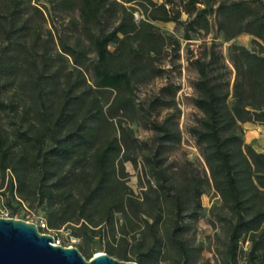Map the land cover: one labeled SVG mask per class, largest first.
<instances>
[{
  "label": "rangeland",
  "instance_id": "374dc122",
  "mask_svg": "<svg viewBox=\"0 0 264 264\" xmlns=\"http://www.w3.org/2000/svg\"><path fill=\"white\" fill-rule=\"evenodd\" d=\"M16 1L19 3L18 8L4 10L3 14L6 18L11 12L16 14L15 33L25 26V22L27 28L24 27L20 33H16L15 37L11 38L12 41L22 37L29 44L38 40L39 45L35 49L18 53L14 51V46H10V40L0 36V50L10 46L9 55L14 56L16 60L15 66H10L8 79L4 83V99L13 108L7 111L0 109V129L9 143L18 137L16 129L21 124L34 130L42 127L41 100L45 101L44 109L50 120H56L65 101L64 94L70 80L80 88L73 94L76 104L72 106L75 107L74 117L68 125L69 129L80 124L93 97L101 100L107 109L110 105L105 103L108 100L113 102L117 95L114 91L103 97L96 91L92 63L97 55L93 44L83 32L79 11L61 5V0ZM190 1L153 0L157 6L166 4L170 14L178 16L183 22L196 18L197 12H187L188 9H193L188 6ZM202 1L215 4V0ZM5 2L12 5L13 0H0V6H4ZM123 4L129 12L134 13L136 21L141 20L143 16L139 11L140 6L125 4L123 0H111L108 11L101 17L94 32L111 31L116 27L122 17ZM204 7L203 4L196 6L197 9ZM152 10L151 8L150 11ZM216 19V13L208 14L206 22L201 21L196 25L197 32H191V40L184 37L185 26L160 19L151 22L157 26L164 41L147 57V66L137 70L133 102L126 110L117 111L109 117L122 146L121 152L112 156V167L116 174L109 187L116 194L115 199L124 194L131 199L132 205L124 211L115 212L112 225L108 224L102 235L95 239L78 237L80 232L76 230L75 223L53 228L49 218L50 201L46 200L37 212H32V206L37 202L32 192L33 185L38 181V174L25 173L22 166H17V171L13 169L5 172L1 160L0 217L11 218L16 210L19 214L15 215L14 219L33 223L45 219L49 223L51 233L61 238L64 246L78 247L86 259L90 258V255L108 253L110 246L122 250L124 240H127V255L131 260L128 262L135 261L139 264H179V249L173 242L178 222L176 237L186 244L190 258L188 264H263L261 257L257 258L259 254L253 251L255 244L260 240V234L253 231H240L237 259L230 256V237L234 232L237 213L233 201L221 192L225 185L224 173H217L212 169L194 132L195 129H203L202 123L205 119L204 111H201L195 102L200 97L196 89L200 79L197 61L206 62L211 66L216 57H221L223 63L232 70V79L235 73L230 63V44L222 42ZM61 35H64L71 45H79L87 50L90 59L86 67H75L73 59L62 51ZM253 38L245 33L234 41L250 47ZM111 51L115 52V46L111 47ZM220 74L217 70L212 76L216 79ZM231 103L232 99L229 100L230 105ZM119 121L127 129L123 141L118 128ZM152 123L169 126L174 139L159 141L162 133L156 132L151 127ZM255 125H242V130L237 131L236 139L228 146L233 159L238 160L240 152H245L244 145L248 144L256 152L264 153V127ZM113 138L112 130L111 137H104L101 141L96 140L92 145L82 147L70 160L61 161L60 172L73 170L84 179L90 177L95 170L96 161L92 157L101 154ZM83 155L89 159L85 161L81 158ZM156 160L159 162L158 170L162 171L166 178L163 185L169 190L162 185ZM242 175L244 180L241 179L239 183L245 201H248V206L256 209L261 206L264 195H259L253 188L250 177ZM11 177L15 182L14 201L8 199L10 193L7 188ZM52 183L54 182H50V185H53ZM74 186L76 185H69L74 189L73 196L62 201L59 196L57 198L59 192L55 188L51 190L52 203H56L55 210L59 211L58 214L62 217L73 220L78 218L79 205L83 199V192ZM22 194L27 200L22 198ZM177 200L182 207L181 217L176 215ZM102 211V208L98 209L93 217L101 219ZM113 257L124 260L120 256Z\"/></svg>",
  "mask_w": 264,
  "mask_h": 264
},
{
  "label": "trees",
  "instance_id": "16d2710c",
  "mask_svg": "<svg viewBox=\"0 0 264 264\" xmlns=\"http://www.w3.org/2000/svg\"><path fill=\"white\" fill-rule=\"evenodd\" d=\"M111 0H61V5L70 6L80 13L83 32L94 46L96 60L92 63V70L95 77L96 91L104 97L107 93L117 92L114 101L108 100L105 105H110L105 109L97 97H93L90 107L85 111L79 125L76 128H68L73 120L74 114L72 107L76 104L74 92L79 89V85L67 83L62 104L58 116L54 122L46 113L45 101L41 103L42 127L34 130L31 127H24L21 124L17 129L18 137L11 143L0 129V160L3 162L5 172L16 170L17 166H22L25 173L36 172L38 181L33 185V192L36 205L32 206V212H37L44 205L46 200L50 201L49 218L53 228H59L66 223H75L76 230L80 233L78 237L95 239L102 235L104 228L108 224L112 225L115 212L124 211L132 205L131 199L124 194L115 199L113 191L110 190L109 183L115 177L112 167V156L121 152V143L118 140L115 127L109 122L110 115L115 112L126 110L133 102L132 96L135 92V77L137 70L147 66L148 58L161 42L164 41L162 34L157 26L151 22L160 19L164 22H175L180 26H185L184 37L191 40V32H197L196 25L207 19L208 14H215L218 22V34L223 43L230 44V63L235 70L232 79V70L229 69L222 58L216 57L211 66L206 62L197 61L200 79L196 84L199 98L195 101L196 106L205 113L202 123L203 129H195L199 144L204 149L208 162L215 172L222 171L225 181L221 192L230 198L234 203L237 213V220L234 232L230 237L229 254L235 260L238 248V240L241 230L257 232L260 240L255 244L253 251L257 252L264 264V197L261 206L253 209L248 206L241 191L239 181L244 180L242 174L251 178L253 188L259 195H264V153H258L251 145H244L245 152L241 151L238 160L233 159L228 146L237 137V131L242 130V125L255 123L264 125V0H215L211 5L202 0H191L188 6L189 14L196 13L193 21H181L176 15H171L166 8V4L157 6L153 0H123L126 4H136L140 6L141 20L136 21L133 12H129L123 4L122 17L116 27L111 31L94 32V28L101 21V17L108 11ZM198 4L205 5L204 8L197 9ZM18 1L13 0L12 5L5 2L0 6V36L7 41L10 46H14V51L23 53L26 49L38 47V40H33L31 44L22 37L14 38L15 34L20 33L15 28L17 22L15 13L6 18L3 11L15 10L18 8ZM151 8L153 9L152 11ZM252 35V45L237 44L234 40L242 34ZM62 51L73 59L75 67L84 68L90 59L85 48L79 45L73 46L64 35L60 36ZM31 45V46H30ZM0 50V109L12 110V105L5 101L6 80L10 66H15V57L9 55L11 47ZM115 46V52L111 47ZM115 53H120L116 55ZM215 66V67H214ZM214 68V69H213ZM219 70L221 73L216 79L212 73ZM42 75L39 77L41 80ZM106 98V97H105ZM232 99L231 105L229 100ZM156 132L162 133L160 140H173L174 135L169 126L161 123H152L151 126ZM122 141L127 134V129L119 121ZM113 130V141L108 142L101 154L92 157L95 159V170L89 177L82 178L74 173L73 170L60 172L61 161L70 160L73 154L80 152L82 147L92 145L96 140H103L104 137H111ZM115 133V134H114ZM205 144L207 146H205ZM158 154V152H157ZM156 154V155H157ZM85 161L87 158L83 155ZM80 160V158H79ZM10 162V163H6ZM6 163V164H5ZM157 171L159 162L155 161ZM246 168V171L244 169ZM245 172V173H244ZM162 185L165 175L159 171ZM77 177V178H76ZM83 179V180H82ZM253 180V181H252ZM50 182L53 185H50ZM14 178L11 177L8 184L9 201H14ZM83 192V199L79 205V215L77 219L64 218L59 211L55 210L56 203H52V188L59 193V200L70 198L74 194L73 185ZM168 190L166 185H163ZM22 198L27 200L22 194ZM102 208V218L95 219L93 216ZM180 201H176V215L182 216ZM18 211L12 214L11 218L18 215ZM179 223L177 222V230ZM49 227V223H48ZM50 229V227H49ZM103 230V231H102ZM43 233L42 230H40ZM176 232L173 235V242L179 249V264H188L190 261L186 244L177 239ZM103 237V236H102ZM123 249L116 250L110 246L108 253L110 256L128 259V242L124 240ZM81 251V250H80ZM83 254V253H82ZM92 255H90V258ZM88 258V259H90ZM256 258V256H255Z\"/></svg>",
  "mask_w": 264,
  "mask_h": 264
},
{
  "label": "water",
  "instance_id": "95a60500",
  "mask_svg": "<svg viewBox=\"0 0 264 264\" xmlns=\"http://www.w3.org/2000/svg\"><path fill=\"white\" fill-rule=\"evenodd\" d=\"M55 237L23 219L0 217V264H139L99 253L89 260L78 247L56 246Z\"/></svg>",
  "mask_w": 264,
  "mask_h": 264
},
{
  "label": "built area",
  "instance_id": "2783aa9c",
  "mask_svg": "<svg viewBox=\"0 0 264 264\" xmlns=\"http://www.w3.org/2000/svg\"><path fill=\"white\" fill-rule=\"evenodd\" d=\"M36 224L38 225L39 231L42 230L45 233L52 234L51 230L48 227V222L45 219H40ZM53 236L55 237V244L54 245H56V246H60V245L64 246L62 241H61V238H59L58 236H55V235H53ZM67 247H72V246H67Z\"/></svg>",
  "mask_w": 264,
  "mask_h": 264
},
{
  "label": "crops",
  "instance_id": "0c3cea01",
  "mask_svg": "<svg viewBox=\"0 0 264 264\" xmlns=\"http://www.w3.org/2000/svg\"><path fill=\"white\" fill-rule=\"evenodd\" d=\"M248 124H249V126H256L255 124L248 122V123L245 124L246 127H248V126H247ZM258 126H259V127H262V128L264 127V125L262 126V125H260V124H258Z\"/></svg>",
  "mask_w": 264,
  "mask_h": 264
}]
</instances>
